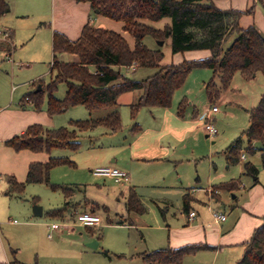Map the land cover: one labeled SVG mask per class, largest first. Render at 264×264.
Wrapping results in <instances>:
<instances>
[{"label": "crops", "instance_id": "0c3cea01", "mask_svg": "<svg viewBox=\"0 0 264 264\" xmlns=\"http://www.w3.org/2000/svg\"><path fill=\"white\" fill-rule=\"evenodd\" d=\"M6 1L9 5V11L0 16V30L6 32L7 36L10 35L11 38L9 40L7 37V48L4 47L5 41L0 38V51H4L6 55L13 53L16 58L28 60L31 64L43 63L48 67L49 73L51 72V64L53 62L52 37L55 32L61 33L69 41L75 42L80 38L84 26L91 24L121 33L130 46L134 43L133 37L123 30V22L98 15V12L92 9L89 2L78 0ZM212 1L222 10L239 11L241 13L238 19L240 28L246 29L249 26H254L264 38V0H258L263 10L257 7L256 0H252V5L251 0ZM167 23H169V19L164 18L151 24L161 29ZM167 40L170 42L169 39ZM209 55L210 52L206 49L195 50L194 52L185 51L180 54H173L172 57H175L174 60L171 59L173 61L169 63L162 61L161 63L163 65L170 63L178 64L183 60L202 59ZM48 58L50 59L48 60ZM56 60L58 62L77 63L79 58L76 54L61 52L56 54ZM138 68L129 67L125 69L136 71ZM201 73H206V76ZM208 76L210 79L206 81ZM190 77H192L193 81L199 80L202 86L205 87L207 102L204 103L201 98L198 103L197 100L188 96V90H185L181 94V99L176 102V106H172L171 103V106L168 108L141 107L134 118L130 114V105L139 97V91H128L120 94L113 107H102L89 111L84 106L77 105L69 107L65 111L53 116L47 113L46 101L39 108H36L30 99L26 100L28 93L23 95L18 103H15L13 97L7 100V102L1 103L0 220H3L4 206L6 205V210L8 211L12 206V199H21L24 192L16 194L11 187L9 179L13 178L18 183L25 182L28 167L32 163H44L50 158H65L73 164H66L70 168L78 166L90 172L97 166H114L128 170L126 171L128 173V180L126 183L121 184H124L128 190L133 189L142 203L144 201L143 194L141 195L138 189L154 187L156 185L155 182L159 184L163 183L161 186L164 189L163 194H179L178 214L170 213L169 208L173 206V203L165 195L160 198L150 197L152 201L158 202L164 207L163 210L160 209L162 214V229H166L167 231L165 246L156 250L200 245L205 246V248L199 250H214L215 256L226 252L225 264H235L243 255L244 243L248 242L254 230L264 223V167L261 164L259 165V163L254 165L256 168L261 166L260 169H257V175L254 176H248L243 173V161L246 160L244 151L247 145L243 141L245 137L242 136V144L245 145H242L244 148L241 149L240 155L244 154L245 158H240L239 162H242L240 165L242 168L239 170H229L230 166L238 164V162L228 164L225 157L226 149L233 139L221 150L219 156L212 155L211 159L209 158L210 173L207 178L198 173L192 175V177L186 176L184 173L182 174L180 166L183 165V161L185 159H195L198 156L195 152L191 154L184 152V141L191 137L198 139L201 131L206 134V137H212L204 130L203 124L204 122L211 123L212 120H215V114L220 111L218 101L223 102L228 98L226 95L227 88L220 91L219 97L209 99L206 93V84L212 78V70L210 75L208 72H201L199 69L191 71L180 88L184 89ZM256 77L257 73L250 80L244 81L248 83ZM40 78V76L36 75V77H31L28 83H26L34 88L32 91L41 89V85L38 84V81L41 80ZM215 79L214 83L219 86L215 82ZM125 93H130V95L124 96L125 99L119 102L122 99L121 96ZM182 100H186L185 107L187 108H184L182 115H179L178 107ZM214 105L218 106V111L210 112L211 106ZM256 105L249 109L245 108L247 114ZM121 107H126L127 110L120 111ZM68 110L70 112L67 115L63 116V118L60 117L62 113H67ZM127 111H129V119L128 122H125L121 116L122 114L125 115ZM113 112L119 114L121 127L114 131L105 126H97L85 131L77 130L76 140L79 146L76 150L53 148L49 152H34L28 149L16 151L5 145L6 140L23 134L29 126L40 125L43 129H56L60 127L73 129L70 121L98 119ZM65 122L67 125H63ZM105 139L107 141L103 143ZM253 144L255 145L251 146V148L255 149V151L262 147L260 144L257 147L256 144L258 143L256 141H253ZM260 153L261 151L259 150V155ZM242 175L247 177L243 182L241 181L243 179ZM163 176L165 177L163 178ZM93 177L101 180L109 179L112 183L120 185V183L115 182L111 178ZM159 179L162 181H155ZM68 180L65 181L64 185L74 188L71 197L67 199L60 192L62 194V202L52 205L48 210L57 209L67 204L66 212L62 218L50 217L55 220L61 219L62 222L76 218L77 213H91L93 205H97L87 199H83V201L78 200L76 196L79 192H84L85 184L70 183L72 180ZM225 184L231 185L230 188H221V185ZM223 192H228L232 195L233 202L228 204V207L221 201V194ZM119 193L122 195L121 191ZM185 197L188 201L186 210H184L183 204ZM36 202L37 200L34 199L33 204L37 205ZM208 206H212L214 210L224 213L226 216L225 220L215 222ZM43 212L44 209L41 207V215L35 216L32 208V216L35 218L42 217ZM190 212H194L195 215L189 217ZM93 214H96V211ZM136 216L139 215L130 213L129 217L135 220ZM119 219L124 222L118 224L117 221H110L109 223L131 227L136 226L132 220L128 223L125 218L122 219L120 217ZM52 223H55V221ZM159 224L161 225V222ZM46 226L48 227V232H51L57 231L61 226H65V224H59L53 230H51L49 224H46ZM85 227L90 230L96 226ZM1 230L3 228L0 226V264H21L15 257L16 250L11 249L12 247L9 245V242L5 244ZM48 235L49 233H47V237H50ZM98 245L99 243L97 242Z\"/></svg>", "mask_w": 264, "mask_h": 264}, {"label": "trees", "instance_id": "16d2710c", "mask_svg": "<svg viewBox=\"0 0 264 264\" xmlns=\"http://www.w3.org/2000/svg\"><path fill=\"white\" fill-rule=\"evenodd\" d=\"M78 1L89 2L93 10H98V15L123 22V30L133 37L134 43L130 46L121 33L91 24L84 26L80 38L75 42L55 32L52 37L53 62L50 72L53 76L48 83L39 80L41 89L26 95L36 108L45 100L50 116L77 105H82L89 111L113 107L117 97L128 91L140 92L137 100L130 105L132 118L141 107L168 108L175 91L183 85L194 68L212 70V78L206 84L209 99L219 97L220 91L229 87L237 72L244 80H250L256 73L264 76V38L260 32L254 26L240 28L238 19L241 13L236 10H222L212 0ZM8 11L7 1L0 0V16ZM164 18H168L169 23L161 29L151 24ZM147 36L155 41L165 42L169 39L173 54L206 49L210 55L202 59L163 65V52L160 49H151L143 43ZM231 36L232 41L224 48ZM7 37L10 40V35ZM4 47H8L6 41ZM61 52L76 54L78 62H58L56 54ZM129 67H157V71L144 79H133L123 76L120 71L121 68ZM215 78L219 79V86L214 83ZM61 82L66 84V91L64 97L58 99L54 93ZM186 103V100L180 102L179 115H182ZM248 121L247 129L226 149V160L228 164L239 162L244 136L250 153L255 152L251 148L253 141L262 146L259 148L260 161L264 167V93L257 105L248 111ZM70 125L73 129L29 126L23 134L6 140L5 145L16 151L28 149L49 152L53 148L76 150L79 146L76 140L77 130L105 126L114 131L121 127V121L119 114L113 112L98 119L73 120ZM66 164L73 165L65 158H50L44 163H32L28 167L25 182L18 183L13 178L9 182L16 194L22 193L26 184L44 183L53 191H60L68 199L73 193V187L50 182L51 169ZM243 173L248 176L257 175V168L251 162H244ZM230 186L225 184L221 188ZM125 204L128 213L141 215L145 212L143 203L133 189L128 190ZM183 204L186 210V197ZM66 205L48 211L47 215L62 218L67 209ZM96 209L98 206L93 205L91 213ZM123 222L121 219L117 220L118 224ZM202 248L205 246L187 245L176 249H160L142 254L140 258L145 264H181L185 255ZM235 264H264V223L244 243L243 255Z\"/></svg>", "mask_w": 264, "mask_h": 264}, {"label": "rangeland", "instance_id": "374dc122", "mask_svg": "<svg viewBox=\"0 0 264 264\" xmlns=\"http://www.w3.org/2000/svg\"><path fill=\"white\" fill-rule=\"evenodd\" d=\"M252 3L251 0V5ZM256 5L260 9L262 8L258 0H256ZM232 39L233 36L224 44V48L228 46ZM144 43L151 48L160 49L164 54L163 61L166 63L175 59V57H172L173 53H171L168 40L163 45H159L152 37L147 36L144 38ZM191 51L194 52L195 50ZM30 64L28 60L16 58L13 53L6 55L4 51H0V107L1 103L7 102L11 97H13L15 103H18L23 95L31 92L34 88L26 84L31 77L38 75L44 83L50 81L53 75L49 73L46 65L43 63ZM197 69L201 72H208L210 75L211 70L208 68H194L192 71ZM120 71L125 77L142 79L156 72L157 67L138 68L136 71L121 68ZM201 74L206 76V73ZM209 79L208 76L206 81ZM198 82L199 80L193 81L190 77L184 89L179 88L174 93L172 106H176V102L181 99V94L185 90H188V92L186 91L187 95L197 100L198 103L201 98L204 103L207 102L205 87L202 86L201 82ZM215 82L220 84L218 79H215ZM65 89V84L63 82L59 83L55 96L62 98ZM263 92L264 76L261 73H257V77L248 83L244 81L239 72L234 74L226 92L228 98L223 102L218 101L220 111L215 114V120L211 121L217 130V134L206 137V134L201 131L198 139L191 137L184 141V152L190 154L195 152L198 156L195 159H185L183 161V165L180 166L182 174L192 177V175L198 173L204 178L208 177L210 173L209 158L211 159L212 155L219 156L221 150L247 128L248 114L245 108L249 109L256 105L258 97ZM129 95L130 93L123 94L119 102L125 99L124 96ZM44 99H46L45 96ZM126 110V107L120 109V111ZM69 112L70 110L67 113H62L60 117L63 118ZM122 117L125 122H128L129 111L125 115L122 114ZM63 125H67V123L65 122ZM106 141V139L103 140V143H106ZM243 141L246 143L245 138ZM254 145L252 142L251 146ZM256 146L258 147L259 144H256ZM244 152L246 160L243 162H251L254 165L261 164L259 150L250 153L246 147ZM241 164L242 162H238V164L230 166L229 170H239L242 168ZM260 168L261 166L257 167V169ZM92 175V172L87 169L78 166L70 168L67 165L56 166L50 172V182L52 183L65 184V181L71 179L70 183L85 184L84 192H79L76 197L78 200L87 199L97 204L96 214L101 220L98 226H91V231L84 225H79L76 218L62 222L61 219H56V221L47 216L46 212L52 205L62 202V194L60 191H53L44 183L26 184L21 199H12V206L8 211L6 205L4 206L3 220H0L2 221L0 226L3 228L1 235L5 244L9 242L11 249L16 250L15 257L21 264H145L140 258L142 254H148L165 246L167 231L162 229L160 210H163L164 207L156 202L157 206L150 197L160 198L165 195L173 203V206L169 208L170 213L178 214L179 194H163L164 189L161 187L163 183L159 184L157 182H155L154 187L139 188L138 192L141 195L143 194L145 212L132 220L125 204L128 188L124 184H114L109 179H104V181L94 178V175ZM242 178L241 181L243 182L247 177L242 175ZM120 191L122 195H120ZM34 199L37 200L36 204L44 209L42 217L35 218L32 216ZM221 201L228 207V204L233 202L231 193L223 192ZM211 208L214 209L212 206ZM83 213H77L76 216ZM120 217L127 219L126 222L128 223L132 220L136 226L109 223L110 221H117ZM54 221L61 225L64 223L65 226H61L57 231L48 232L46 224H51ZM47 233L50 234V237H47ZM92 241L98 242L99 245L96 248L90 247L88 244ZM226 256V252L215 256L214 250H199L195 254L185 255L182 264H225Z\"/></svg>", "mask_w": 264, "mask_h": 264}, {"label": "built area", "instance_id": "2783aa9c", "mask_svg": "<svg viewBox=\"0 0 264 264\" xmlns=\"http://www.w3.org/2000/svg\"><path fill=\"white\" fill-rule=\"evenodd\" d=\"M0 38L2 40L7 41V34L6 32L0 30ZM9 59V57H7ZM28 100V98H26ZM218 111V106L214 105L211 106L210 112H216ZM204 130L208 133L210 136H214L217 133L216 128L210 123V122H204L203 124ZM241 159L245 158L244 154L240 155ZM92 174L97 177H107L113 179L117 183H126L128 180V173L120 169L118 167L114 166H97L91 170ZM208 209L210 210V213L212 215V218L215 222L223 221L225 220L226 216L224 213L218 212L211 208V206H208ZM195 215L194 212H190L189 217H193ZM99 217L97 215H92L89 213H83L76 216V222L79 225L84 226H97L99 224ZM51 230L57 228L59 224L57 223H51L49 224ZM50 236V234L48 235Z\"/></svg>", "mask_w": 264, "mask_h": 264}, {"label": "water", "instance_id": "95a60500", "mask_svg": "<svg viewBox=\"0 0 264 264\" xmlns=\"http://www.w3.org/2000/svg\"><path fill=\"white\" fill-rule=\"evenodd\" d=\"M98 12V10H95ZM159 45H163V41H157ZM33 213L35 216H40L41 215V206L39 205H34L33 206ZM90 247L95 248L97 246L96 241H92L91 243L88 244Z\"/></svg>", "mask_w": 264, "mask_h": 264}]
</instances>
